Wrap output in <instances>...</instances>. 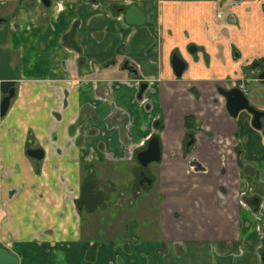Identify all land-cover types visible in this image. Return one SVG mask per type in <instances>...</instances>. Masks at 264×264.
I'll return each instance as SVG.
<instances>
[{
	"label": "crops",
	"instance_id": "obj_1",
	"mask_svg": "<svg viewBox=\"0 0 264 264\" xmlns=\"http://www.w3.org/2000/svg\"><path fill=\"white\" fill-rule=\"evenodd\" d=\"M35 1L0 0V13L15 16L17 27L2 47L21 73L17 96L0 121V244L20 264H228L231 255L232 264H260L257 220L239 196L249 187L247 202L264 198V129L253 127L246 111L231 118L216 87L225 79L245 77L247 60L264 56V0H242L220 24L215 15L225 0H134L146 15L143 26L117 20L108 6L93 10L88 0H63L59 12L35 11ZM75 25L73 43L81 48L77 59L63 43ZM191 46L196 52H190ZM173 53L186 62L182 79L175 76ZM115 60H129L142 79L121 70ZM77 77L88 81L69 88ZM143 79L153 83L145 95L150 111L136 98ZM106 84L111 104L103 101ZM64 91H69L66 106ZM257 93L250 94L251 103L264 110V88ZM161 112L165 256L156 242L135 244L128 251L123 241L101 240L103 228L96 222L86 227L74 206L82 164L92 155L107 173L123 168L103 155L99 139L89 131L125 116L130 147L136 148L155 131ZM190 115L200 128L187 161L182 142ZM31 137L45 149L40 163L25 156ZM103 141L106 153L121 156L115 136ZM82 151L87 159L80 157ZM191 159L208 172L188 174ZM174 212L180 213L179 220ZM260 219L264 224V210Z\"/></svg>",
	"mask_w": 264,
	"mask_h": 264
},
{
	"label": "flooded vegetation",
	"instance_id": "obj_2",
	"mask_svg": "<svg viewBox=\"0 0 264 264\" xmlns=\"http://www.w3.org/2000/svg\"><path fill=\"white\" fill-rule=\"evenodd\" d=\"M241 1L242 0H225L223 6L217 11L215 15V22L217 24H220L221 20L225 19L228 16V11H232L234 7L240 5ZM105 2H106L105 0H88V3L91 5L93 10H103V8L105 9V6H108L111 8V10H109L111 12V15L116 14V19L125 23H127L125 18L127 11L133 6L139 8L134 0H124L118 3H110V5H106ZM20 3L21 1L19 2V4ZM33 3H34L33 7H35V11L41 9H44L45 11H49L50 9H54L55 12L57 11L59 12L62 11L64 8L63 0H36ZM45 3L49 4V6H47ZM143 14L145 15L144 12ZM14 17L15 16L9 19L7 16H4L0 13V18L4 20V22L0 24V31L3 30L7 31L6 40L1 44V48L3 51L4 49L2 46L8 40L10 32L17 28L16 22L14 21L15 19ZM146 21L142 25H131V26H143L146 24ZM74 28H76V25L73 27L70 34L64 37L63 43H64V50L71 52L75 56V59H77L80 56L79 52H81V48L80 50H78L77 48H75V44L73 43L74 30H75ZM161 37L162 36L160 33V38ZM4 52L9 53L10 62H11L10 52L9 51H4ZM190 52L191 53L196 52V46H191ZM174 58L181 59L186 66L185 60L182 57H180L178 53H173L172 66H173ZM115 63L118 64L121 70L133 73L137 77V79H142V77L139 74L138 68L135 65L131 64L129 60H122L120 64L117 63V61L115 60ZM93 64L94 63H92L91 66L94 69L95 65L93 66ZM246 64L247 65L243 67V70L245 69V72L243 71L242 73V76L245 77L240 79L239 78H230V80L225 79L223 80V82L220 81L221 83L217 85L216 90L218 96L226 100V104H225L226 110L227 113L231 116V118L236 119L241 112L246 111L248 114L252 116L253 127L261 130L262 128L264 129V117H261L259 122H255L254 115L245 109L241 110L237 114V116H233L227 108V98L220 93L221 89L226 91L238 89L244 94L251 107H253L258 112L264 113L263 109H259L255 104L251 103V95H250L251 93L253 94V96H255V94L258 95L257 89L264 88V80H261L259 78L261 73L264 72V56L258 59L247 60ZM11 66L15 71L19 72L20 79L15 82L14 85L15 95L11 99L9 110L12 106L13 101L17 96V89H18L17 86L21 80L20 70L16 69L18 67L15 68L12 65V62H11ZM185 70L186 67L181 77H178L174 70L176 78L182 79ZM86 81H88L87 78H81V79L78 77L74 78L73 80L70 81L71 86H69V88H73L77 86L78 83L81 85ZM143 81L144 82L138 80L139 90L137 92L136 98L139 101L140 105L144 107V109L150 111L152 110L153 106L151 102L145 100V95L148 92V90H150L151 85L153 83L150 82V80L147 81L143 79ZM109 87L106 84L105 86L106 89L104 94L106 96H103V101L106 102L110 101L109 104H111L113 102L111 101L113 100L112 99L113 97L111 91L109 90ZM190 91L195 95L196 99L200 98L199 92L194 86L190 88ZM68 94L69 91H64L63 106L67 105ZM6 96L7 94H4L0 87V104ZM7 114L4 117L0 116V121L4 119L7 116ZM162 114L163 112H161L160 116H158L154 120L155 131L150 136H148L146 140H143L139 144L140 146H137L136 148L130 147L128 141V135L126 132L127 118H125V116L123 118V121L121 120L118 123H109V124L107 123L104 124V127L99 128L98 130L89 131L91 138L97 137V139H99V141H97V147L101 150L103 155L106 156V158L108 157L107 159H111L110 161L114 163L122 164L123 168L119 170H112L107 173L106 170L103 168L104 167L103 162L102 163H96V161L94 162V155H92L90 157V161L87 160L89 162L88 164L87 163L82 164L80 187L77 196L74 200V206L77 214L81 216V220L83 224L87 222L86 224L92 223L91 225L93 226L94 222H96L97 220L95 219V216H93L92 214L99 209L100 211L103 212L104 215L109 213L108 211L111 210L110 213L108 214L109 218L107 220L109 224L111 225L112 223L117 225L125 224L124 230L117 231L118 233H116V230H113L110 225L105 226L103 228V240H106L105 238H109V239L112 238L115 239L116 241H123L124 248H126L128 251H131L132 246L135 244H139V243L142 244L144 242H156L159 244V248H158L159 255L165 256L167 249L166 245L168 244V242L162 240L160 234L161 206L163 205V203L167 198L166 194L163 193L161 190L160 168L164 159V150L162 146L160 131L165 129V125L163 122L164 118ZM187 118H190L189 125H187L186 122ZM106 125L109 127H107ZM185 125H186V134L182 142V146H183L182 150L184 155L183 158L188 161V159L191 157V153L193 152V149L197 144L196 133L197 130L200 128V125L197 123V119L195 115L187 116L185 118ZM103 128H106V130H103ZM73 129H77V128H73ZM112 136H115L117 139L118 142L117 144L119 145V149L121 150V156H116L115 152H111L110 154L106 153V146L103 140H109L110 137ZM154 138H157L159 140L160 153H161L160 161L152 162L149 163L147 166H144L138 159V155L140 153L146 152L151 144L154 145V141L152 142ZM36 143L32 137L29 138V141L25 148V156L33 162L40 163L44 161L46 157V152L45 149H43L41 146L37 145ZM83 146H85V141L84 139L81 138L80 147ZM36 149L43 150L45 154L41 160L32 158L27 154L29 150H36ZM0 153H1V139H0ZM81 153H82L80 156L81 158L87 159L89 157L88 155H85L84 151H82ZM112 164H107V166L108 165L111 166ZM188 165H189L188 174L208 172L207 167H205L203 164L198 162V160L196 159L189 160ZM99 166H101V168ZM97 168H99V170L101 171L99 174L97 173ZM1 170L3 171V163L1 162V154H0V189H1V178H2ZM88 182L91 183L92 185L91 193L100 196L101 199V202L98 203L92 211L88 210L86 204L87 202L82 201L83 190L85 184ZM155 189H157L156 197L151 196V194ZM248 194H249V187L246 188L245 190H242L239 199H240V203L244 207H247L250 210V212H252V214L254 215V219L257 220V224H256L257 231L260 234L262 241L259 250L260 264H264V224L260 221L261 220L260 217L262 216V212L264 210V198L261 199L256 198L254 202L250 204L245 200V196H247ZM88 203L90 204V202ZM92 203H94V201ZM85 213L90 215L88 219L87 216H85ZM2 214H3V218H5V214L3 213V211ZM173 215L176 220H179L181 218L179 212H174ZM137 220H144L141 221V226L138 225ZM146 222H148L147 225H145ZM92 244L93 246L98 245L95 242H93ZM176 246L178 247L177 249H179L178 254L181 255L182 253L180 252V250L184 249L183 244L179 243L178 245L176 244ZM0 247L7 249L10 253L15 255L13 252H11L8 248L3 246L2 244H0ZM229 257L231 261L228 264H232L233 255ZM19 264H20V260H19ZM218 264H227V263L226 260L224 261L218 260Z\"/></svg>",
	"mask_w": 264,
	"mask_h": 264
},
{
	"label": "water",
	"instance_id": "obj_3",
	"mask_svg": "<svg viewBox=\"0 0 264 264\" xmlns=\"http://www.w3.org/2000/svg\"><path fill=\"white\" fill-rule=\"evenodd\" d=\"M46 5L49 6V4ZM125 18L127 23L130 25H142L146 21L143 12L136 6L131 7L127 11ZM3 22L4 20L0 18V24H2ZM6 37L7 31H0V87L2 92L4 94H7V96L2 100L0 104L1 117H4L7 114L11 99L15 95V82L20 79L19 72L15 71L11 66L9 53L4 52L1 48V44L6 40ZM173 67L176 75L178 77H181L186 66L181 59L174 58ZM259 78L261 80H264V72L261 73ZM220 93L227 98V108L233 116H237V114L241 110L245 109L254 115L255 122H259L260 118L264 117V113L256 111L249 105V102L244 94L238 89H233L231 91L221 89ZM153 141L154 145L151 144L146 152L140 153L138 155V159L144 166H147L152 162L160 161L161 153L159 140L157 138H154L152 142ZM27 154L30 157L38 160H41L45 155L43 150L41 149L29 150ZM91 186V183H86L82 195V201L87 202L86 204L89 211H92L96 207V205L101 202L100 196L91 193ZM93 201L94 203H92ZM88 202H90V204ZM0 264H19V260L17 256L10 253L7 249L0 247Z\"/></svg>",
	"mask_w": 264,
	"mask_h": 264
},
{
	"label": "rangeland",
	"instance_id": "obj_4",
	"mask_svg": "<svg viewBox=\"0 0 264 264\" xmlns=\"http://www.w3.org/2000/svg\"><path fill=\"white\" fill-rule=\"evenodd\" d=\"M100 168H101V166H99ZM154 167V166H153ZM97 173L99 174L100 173V171H99V168H97ZM156 194H157V189H155L154 191H153V193L151 194V196H154V197H156ZM110 211L111 210H109L108 212L110 213ZM109 213H107V214H103V212L102 211H100V209L99 210H97L95 213H93L92 215L93 216H95V219L97 220L96 221V223L100 226V228H104L105 226H107V225H110L111 226V228L113 229V230H116V233H118L117 231H123L124 230V228H125V224H114V223H112V225L111 224H109L108 222H107V220H108V214ZM85 216H87V219H88V217L90 216V215H88L87 213H85ZM128 218H130V217H128ZM127 218V219H128ZM126 219V220H127ZM141 221H144V220H137V223H138V225L139 226H141ZM87 223V222H86ZM86 223H84L85 224V226L86 227H88L89 226V224H86ZM127 223V222H126ZM147 223L148 222H146L145 223V225H147ZM156 233V232H155ZM103 235V232L100 234V236H102ZM101 240H103V238H100Z\"/></svg>",
	"mask_w": 264,
	"mask_h": 264
},
{
	"label": "trees",
	"instance_id": "obj_5",
	"mask_svg": "<svg viewBox=\"0 0 264 264\" xmlns=\"http://www.w3.org/2000/svg\"><path fill=\"white\" fill-rule=\"evenodd\" d=\"M186 122H187V125H189V123H190V118H187V119H186Z\"/></svg>",
	"mask_w": 264,
	"mask_h": 264
}]
</instances>
